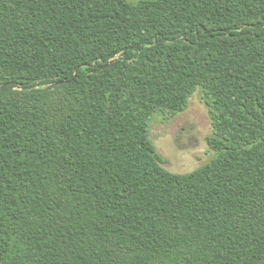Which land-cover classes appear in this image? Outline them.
<instances>
[{"label": "trees", "instance_id": "1", "mask_svg": "<svg viewBox=\"0 0 264 264\" xmlns=\"http://www.w3.org/2000/svg\"><path fill=\"white\" fill-rule=\"evenodd\" d=\"M0 264H264V0H0Z\"/></svg>", "mask_w": 264, "mask_h": 264}, {"label": "rangeland", "instance_id": "2", "mask_svg": "<svg viewBox=\"0 0 264 264\" xmlns=\"http://www.w3.org/2000/svg\"><path fill=\"white\" fill-rule=\"evenodd\" d=\"M212 131L208 109L198 90L190 98L188 108L170 121H165L160 115L154 116L151 139L165 158L166 168L187 173L214 157L215 152L207 141Z\"/></svg>", "mask_w": 264, "mask_h": 264}, {"label": "water", "instance_id": "3", "mask_svg": "<svg viewBox=\"0 0 264 264\" xmlns=\"http://www.w3.org/2000/svg\"><path fill=\"white\" fill-rule=\"evenodd\" d=\"M111 64H108V65H105L103 68H106V67H108V66H110Z\"/></svg>", "mask_w": 264, "mask_h": 264}]
</instances>
